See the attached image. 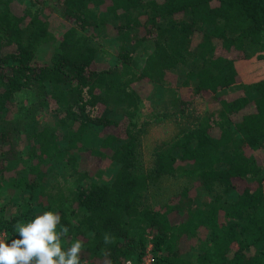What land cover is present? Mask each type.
<instances>
[{"label": "trees", "instance_id": "obj_1", "mask_svg": "<svg viewBox=\"0 0 264 264\" xmlns=\"http://www.w3.org/2000/svg\"><path fill=\"white\" fill-rule=\"evenodd\" d=\"M49 210L82 264H264V0H0V231Z\"/></svg>", "mask_w": 264, "mask_h": 264}, {"label": "clouds", "instance_id": "obj_2", "mask_svg": "<svg viewBox=\"0 0 264 264\" xmlns=\"http://www.w3.org/2000/svg\"><path fill=\"white\" fill-rule=\"evenodd\" d=\"M18 238L0 239V264H82L84 241L69 237L57 210L45 211L15 224ZM71 240L66 245V241ZM106 244L111 238L105 235Z\"/></svg>", "mask_w": 264, "mask_h": 264}, {"label": "rangeland", "instance_id": "obj_3", "mask_svg": "<svg viewBox=\"0 0 264 264\" xmlns=\"http://www.w3.org/2000/svg\"><path fill=\"white\" fill-rule=\"evenodd\" d=\"M51 19H52L51 21L55 22V25H56L55 26V34L56 35H60L61 32H62V30H61L62 27L59 26L60 25L59 24L60 23L59 17L56 16V15L55 16L53 15L51 17ZM102 43L103 44H106L108 42L105 41V40H103ZM255 68H258V67L255 66ZM168 80L170 81L169 83H171L172 86L175 87L176 78L174 76H169ZM183 96H184V94H183ZM33 97H34V95L29 96V98L26 97V98H24L23 101H28L29 100V101L32 102V101L35 100V98H33ZM171 100H172V95H170V93H166V95L163 98V101H161V103H159V104H152V103L149 102V100L144 101V104H143L144 111H145L146 114H148V113H152L154 111L160 110V109H166L167 108V105L171 102ZM108 175H111V171L108 172V174L105 177V180L107 179ZM166 185H168V186H166V190H167L166 192L168 194V193H170V191H172L174 189H178V186H180V183L167 182Z\"/></svg>", "mask_w": 264, "mask_h": 264}, {"label": "built area", "instance_id": "obj_4", "mask_svg": "<svg viewBox=\"0 0 264 264\" xmlns=\"http://www.w3.org/2000/svg\"><path fill=\"white\" fill-rule=\"evenodd\" d=\"M0 239H9V237H8V235L5 232L0 231ZM10 241L11 240L9 239V242ZM153 263H154V256H153V253H152V246H149L141 261H139L138 263H134L132 261H128L126 264H153ZM83 264H88V263L85 262Z\"/></svg>", "mask_w": 264, "mask_h": 264}]
</instances>
